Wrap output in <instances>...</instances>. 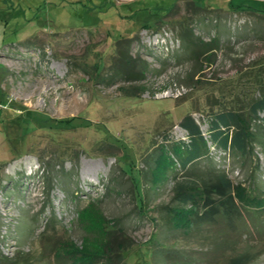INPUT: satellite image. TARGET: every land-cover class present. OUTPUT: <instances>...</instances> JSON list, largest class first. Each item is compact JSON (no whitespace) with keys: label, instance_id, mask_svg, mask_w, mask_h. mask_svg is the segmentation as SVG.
Here are the masks:
<instances>
[{"label":"rangeland","instance_id":"1","mask_svg":"<svg viewBox=\"0 0 264 264\" xmlns=\"http://www.w3.org/2000/svg\"><path fill=\"white\" fill-rule=\"evenodd\" d=\"M262 91L264 0H0V254L89 264L112 246L122 264L244 252L264 264V213L193 225L195 205L173 199L208 168L264 195V135L249 119ZM225 110L256 134L243 155L211 138ZM186 115L206 146L189 173L173 151L190 143Z\"/></svg>","mask_w":264,"mask_h":264},{"label":"trees","instance_id":"2","mask_svg":"<svg viewBox=\"0 0 264 264\" xmlns=\"http://www.w3.org/2000/svg\"><path fill=\"white\" fill-rule=\"evenodd\" d=\"M121 54L122 56H125L126 51H121ZM250 107L252 116L249 117V119L257 118L260 121V124H258L257 127L261 128H259V132H261V135L263 136L264 115L258 117L257 113H264V91L261 92L258 98L253 100ZM180 126L187 131L188 136L191 138L190 143L186 145L183 144V147L179 145L174 148L173 151L176 152L178 156L176 158L181 167L188 170L189 173L191 171L190 169L194 170L193 166L195 165V162L205 156V140L199 131L198 125L190 116H184L180 120ZM251 128L250 120L245 121V119L236 112L225 110L215 115L214 120L211 123V138L222 149H235L243 155L247 153L250 141L256 139V134ZM261 143L264 146V142L262 141ZM160 161L161 158L158 157L157 167L159 166ZM163 163H165V160ZM167 169L168 165L166 167V170ZM194 174H196L197 178H190L194 176ZM190 177L175 182L173 199L178 205L184 206L188 202L193 204V206L195 205L198 212L191 216V222L193 225H198L200 223H214L217 221V216L219 215V217L226 218L229 228L234 229L236 227L234 221L243 216L241 206L246 208L252 205L258 209L260 213H264V195H255L249 190L246 191L234 186L232 181L224 173H218L211 168H208V171L205 172L194 173L191 171ZM88 206L85 208L89 209L90 206ZM168 209L170 212H174V210H171L170 208ZM172 213L170 215L173 216ZM172 223L173 222H171V224ZM52 224L53 220L51 219L49 220L46 229H49ZM109 251L113 254L93 255L91 261L89 260V264L124 263V252H114L112 246ZM19 257L15 256L8 258L0 254V264H16L20 261L19 259H21L22 262L27 261L23 256ZM64 257H69L70 261L76 259L71 253H65ZM250 260L251 255L248 252H244L229 257L226 264H248ZM77 264L88 263L79 262Z\"/></svg>","mask_w":264,"mask_h":264}]
</instances>
